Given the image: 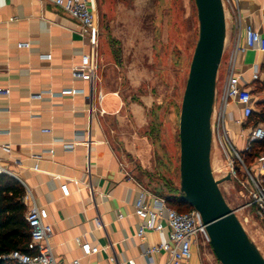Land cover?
<instances>
[{"label":"crops","instance_id":"obj_1","mask_svg":"<svg viewBox=\"0 0 264 264\" xmlns=\"http://www.w3.org/2000/svg\"><path fill=\"white\" fill-rule=\"evenodd\" d=\"M94 3L99 13L97 1ZM225 12V50L229 53L236 41L244 43L246 24L264 35V0H238L235 8L226 7ZM21 42L30 43V47L20 48ZM90 51L78 21L52 2L0 0V89H10L8 95L0 93V144L12 147L9 154L0 150L1 162L25 190L32 191L36 202L48 209L52 245L60 263L80 258L84 264H106L113 252L129 264H166L167 254H158L156 262L150 263L143 251L147 244L166 241L170 230L151 232L146 239L137 236L140 220L134 203L140 191L138 183L143 185L139 166L128 163L111 139L125 120L123 100L100 79L92 86L72 77V67ZM256 69L264 79V53L255 49L238 53L236 71L249 87L255 82L252 75ZM227 74L228 66L222 88ZM63 89H74V93L62 95ZM36 93L43 97L32 98ZM91 98L95 106L92 115ZM129 109L139 118L138 106L132 104ZM110 120L115 121V128ZM228 120L239 149L245 145V150L250 130L241 135L245 120L242 105H229ZM35 155L41 158L37 160ZM142 156L134 153L133 158L140 162ZM88 157L91 175L86 171ZM36 163L38 169H34ZM97 219L103 220L104 229L97 226ZM78 235L104 249L98 255H85L75 241ZM107 245L111 248L106 249ZM190 263L205 264L200 245L193 246Z\"/></svg>","mask_w":264,"mask_h":264},{"label":"rangeland","instance_id":"obj_2","mask_svg":"<svg viewBox=\"0 0 264 264\" xmlns=\"http://www.w3.org/2000/svg\"><path fill=\"white\" fill-rule=\"evenodd\" d=\"M96 1L103 31L99 47L98 77L106 89L119 93L125 116L120 127L121 133L115 128V121L108 122L116 130L111 134L114 146L128 163L139 166L140 180L151 192L167 195L174 188L180 191V113L199 37L196 2ZM140 8L143 9L142 13ZM228 58L229 51L225 50L217 77L218 99L212 118L214 123L221 105V85ZM262 87L256 81L252 84L255 101L264 97ZM132 104L139 107L138 120L129 109ZM228 126L230 134L228 139H224V144L231 153L237 177L223 180L220 188L227 203L238 212L250 238L264 255V220L257 215L255 206L251 204L250 193L245 186L249 179L234 150L235 148L245 160L242 153L245 145L243 150L239 149L235 130L229 120ZM252 126L253 123L245 119L241 135ZM134 153L143 155L140 162L133 158ZM211 162L216 179H223L227 175V157L217 138L213 139ZM200 251L205 264H222L210 244H201Z\"/></svg>","mask_w":264,"mask_h":264},{"label":"built area","instance_id":"obj_3","mask_svg":"<svg viewBox=\"0 0 264 264\" xmlns=\"http://www.w3.org/2000/svg\"><path fill=\"white\" fill-rule=\"evenodd\" d=\"M66 12L70 17L74 18L80 24L82 34L89 40L91 51L83 54L81 62L72 67V77L88 81L92 86L99 79V47L101 41V26L99 13L95 6L94 0H48ZM238 0H223L224 6L235 8ZM244 43L240 40L236 41L229 53L228 58V74L223 85L221 93V105L217 113L216 122H212L213 139L217 138L222 146L227 157L226 174H231L237 177L236 167L231 158V153L228 151L224 139L229 138L230 129L228 126V107L233 102L243 107V117L248 119L255 110L254 96L248 82L242 79L237 69V55L246 49H255L264 53V35L256 30L252 25L244 26ZM20 48H29L30 43L21 42L18 44ZM50 57L51 55H44ZM252 79L254 81L260 79L258 69L253 72ZM0 93L8 95L10 89L2 88ZM74 89H63L62 95H71ZM34 99H41L43 93H36L31 96ZM90 108V115L94 112L95 107L93 98ZM102 100V93H99V101ZM103 110L101 109V112ZM1 123V116H0ZM90 128V127H89ZM90 130V129H89ZM43 131L49 132L50 129ZM86 136V135H85ZM86 143H91L90 132L87 133ZM264 138V124L258 123L251 127L246 141L245 150L249 151L251 144L254 141H259ZM227 141V140H226ZM232 147L233 144L229 140ZM0 150L5 153H11L12 147L8 143L0 144ZM240 161L243 163L247 173L249 182L245 185L249 190L251 204L256 208L257 215L264 220V153L260 154L257 159L247 166L236 151ZM53 152V150H51ZM37 160L40 155L34 156ZM38 163L34 165V169H38ZM86 171L91 175V162L88 157ZM0 174H9L12 172L1 162L0 159ZM91 177V176H90ZM140 191L136 197L134 207L135 214L140 222L137 228V236L140 239H146L151 232H162L169 228L168 239L160 243H150L144 248V255L150 263L156 262V256L160 253H165L168 256L166 264H191L192 248L194 245L210 244V236L208 234L206 224L203 221L201 213L192 208L188 211H179L174 207L169 206L166 198L162 195L155 194L147 189L144 185L138 183ZM95 195L94 191H92ZM24 202L27 205L26 218L30 227V240L27 245V251L13 250L6 254L4 258L11 259L17 264H62L57 259L52 245V225L48 222L49 212L44 206L39 205L32 191L26 187ZM238 215V212L235 211ZM120 219L124 217L122 213L118 215ZM240 219V218H239ZM97 226L101 229L105 228L102 219H97ZM75 241L79 244L87 256L98 255L104 248L99 244H92L84 235L75 237ZM106 249L111 248L107 245ZM69 264H84L80 258L73 259ZM106 264H129L128 261L120 260L113 252L109 256V262ZM160 264V263H157Z\"/></svg>","mask_w":264,"mask_h":264},{"label":"water","instance_id":"obj_4","mask_svg":"<svg viewBox=\"0 0 264 264\" xmlns=\"http://www.w3.org/2000/svg\"><path fill=\"white\" fill-rule=\"evenodd\" d=\"M199 37L190 65L180 113V198L203 218L210 245L222 264H264V255L227 203L214 176L212 118L217 77L225 50L223 0H195Z\"/></svg>","mask_w":264,"mask_h":264},{"label":"trees","instance_id":"obj_5","mask_svg":"<svg viewBox=\"0 0 264 264\" xmlns=\"http://www.w3.org/2000/svg\"><path fill=\"white\" fill-rule=\"evenodd\" d=\"M262 84L264 91V79L257 81ZM257 108L248 118L249 122L257 125L264 123V97L255 101ZM245 155V164L251 165L257 157L264 153V138L254 141L249 151H242ZM181 191L174 188L171 193L162 195L169 206L179 211H188L193 207L180 198ZM25 187L9 174H0V264H17L15 261L4 258L13 250L27 251L30 240V227L26 218L27 205L24 202Z\"/></svg>","mask_w":264,"mask_h":264}]
</instances>
